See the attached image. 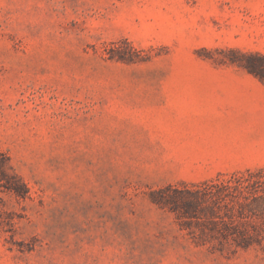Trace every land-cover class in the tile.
I'll return each mask as SVG.
<instances>
[{"label": "rangeland", "instance_id": "rangeland-1", "mask_svg": "<svg viewBox=\"0 0 264 264\" xmlns=\"http://www.w3.org/2000/svg\"><path fill=\"white\" fill-rule=\"evenodd\" d=\"M0 264H264V0H0Z\"/></svg>", "mask_w": 264, "mask_h": 264}]
</instances>
